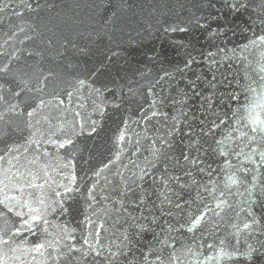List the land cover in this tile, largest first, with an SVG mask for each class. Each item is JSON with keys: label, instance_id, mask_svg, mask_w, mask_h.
<instances>
[{"label": "water", "instance_id": "obj_1", "mask_svg": "<svg viewBox=\"0 0 264 264\" xmlns=\"http://www.w3.org/2000/svg\"><path fill=\"white\" fill-rule=\"evenodd\" d=\"M0 264H264V0H0Z\"/></svg>", "mask_w": 264, "mask_h": 264}]
</instances>
